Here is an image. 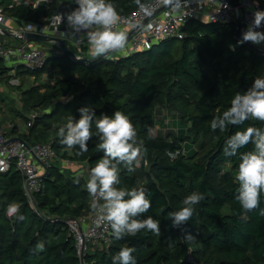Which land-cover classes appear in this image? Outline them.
Wrapping results in <instances>:
<instances>
[{
  "label": "trees",
  "instance_id": "trees-1",
  "mask_svg": "<svg viewBox=\"0 0 264 264\" xmlns=\"http://www.w3.org/2000/svg\"><path fill=\"white\" fill-rule=\"evenodd\" d=\"M148 1L116 0V4L120 14H127ZM76 6L69 0H53L49 9L39 10L24 1L6 11L26 21L45 16L43 22L49 23L58 12L65 14ZM183 30L182 39L162 40L149 50L115 60L102 57L86 63L69 52L52 54L37 74L50 66L59 75L56 80L31 83L22 90V111L18 108L16 115L24 117L26 129L20 137L30 144L52 142L59 161L70 160L73 165L65 169L54 164L44 175L43 187L35 195L38 212L24 194L21 173L14 166L0 173V264H81L66 220L92 211L85 185L88 171L103 152L94 136L88 151L79 154V146L60 143L58 129L70 115L78 119V109L89 104L97 115L123 109L131 117L144 147L134 171L122 167L120 186L142 185L150 192L152 207L143 215L161 220V234L142 230L120 240L111 235L109 244L90 243L85 264H112V257L125 246L137 248L138 264H264V195L257 208L242 210L235 199L239 159L223 154L230 135L250 125L264 126V121L249 119L223 132L210 127L236 92L247 90L264 75V55L238 43L234 23L192 19ZM9 70L0 58L1 83L10 81ZM159 107L178 114L176 132H153ZM17 131L15 124L7 133ZM187 141L196 147L190 155ZM253 147L249 143L240 151ZM170 151L179 155L169 157ZM76 166L79 169L74 170ZM81 171L77 183L74 178ZM192 191L204 192L206 199L190 221L173 227L167 212ZM9 204L19 205L11 218ZM186 232L196 239L186 242Z\"/></svg>",
  "mask_w": 264,
  "mask_h": 264
},
{
  "label": "clouds",
  "instance_id": "clouds-1",
  "mask_svg": "<svg viewBox=\"0 0 264 264\" xmlns=\"http://www.w3.org/2000/svg\"><path fill=\"white\" fill-rule=\"evenodd\" d=\"M47 0H39L46 3ZM173 11H182L186 0H166ZM259 4V0H254ZM77 6L65 14H58V19H66L73 34L84 31L87 47L93 57L107 56L113 51H122L127 46L128 33L121 26L120 11L116 0H69ZM140 3V0H137ZM36 5V6H37ZM143 7V5H141ZM33 27V26H28ZM264 9L257 8L253 19L238 41L243 44L251 41L260 45L264 43ZM86 30V31H85ZM64 35H67L64 33ZM80 116L70 115L58 129L60 143L72 148L79 146V154L88 151V143L97 137L96 147L102 150V157L88 171L86 190L92 197L90 207L96 212L97 224L107 223L113 239L120 240L125 236H136L142 230L154 235L161 234L158 217L144 216L152 207V197L144 186H120L122 167L134 171L143 151V141L138 139L137 129L131 117L123 110L117 109L113 114L97 115L93 105L81 106ZM264 121V75L257 76L253 84L236 92L230 106L217 113L211 120L212 130L223 132L229 125H242L246 120ZM251 143V150L240 149ZM223 154L226 157H238V181L235 199L245 212L257 208L264 195V126L250 125L240 128L230 135L224 143ZM178 152H168L175 158ZM83 171L74 178L79 183ZM205 193L192 191L181 201V205L167 212L173 227H182L197 212V206L205 200ZM9 214L18 213L19 205L9 204ZM23 218L22 216L20 217ZM186 242H192L196 236L186 232ZM43 245H38L42 248ZM135 246L122 247L112 257V264H138Z\"/></svg>",
  "mask_w": 264,
  "mask_h": 264
},
{
  "label": "built area",
  "instance_id": "built-area-1",
  "mask_svg": "<svg viewBox=\"0 0 264 264\" xmlns=\"http://www.w3.org/2000/svg\"><path fill=\"white\" fill-rule=\"evenodd\" d=\"M24 1L30 2L34 9L39 10L49 9L53 2V0H47L46 3L37 5L39 0H13L12 5L9 6L4 0H0V58L5 64L16 61L28 69L36 71L45 67L48 57L51 55L45 49L20 39L26 32L56 36L64 42L66 39L72 38L74 48L71 50L76 54L73 56L74 59L80 61L81 58L88 57L84 55L82 49L85 38L84 41L80 40L84 36V31L73 34L71 28H66V19H62L60 22L57 18L58 14H64L63 11L58 12L49 23L43 22L46 19L45 16H42L41 21H26L7 13L8 8L18 6ZM234 1L236 5H232L230 0H186L182 11L176 12L171 9L166 0H150L143 7L140 6L127 14H120V24L128 33L127 46L123 52L113 51L106 57L115 60L149 50L162 40L182 39L185 37L183 29L186 23L192 19L203 21L202 17L206 18L204 22L207 23H234L236 25L238 17L241 16L243 20L242 32H244L253 19L254 11L258 7L264 9V4L261 1L256 4L254 0ZM11 21L20 22L18 23L20 28H12ZM10 35L19 38L22 42H11ZM236 39L239 41L237 36ZM251 43L259 48L261 50L259 52L264 55V43L260 45ZM59 44L61 45V43ZM62 51L63 49L58 53H62ZM11 138L13 137L7 133L0 121V173L9 172L13 166L21 173L24 194L34 211L38 212L35 195L43 187V177L53 167V161L58 158V153L52 142L30 144L26 140L11 141ZM64 161L69 166L73 165L70 160ZM15 214H9L7 210L8 217L11 218ZM95 217L96 212L92 210L88 215L66 220L69 231L74 237L81 264H85V253L90 243L109 244L111 242L110 226L106 222L97 224ZM190 258L192 259V257Z\"/></svg>",
  "mask_w": 264,
  "mask_h": 264
},
{
  "label": "rangeland",
  "instance_id": "rangeland-1",
  "mask_svg": "<svg viewBox=\"0 0 264 264\" xmlns=\"http://www.w3.org/2000/svg\"><path fill=\"white\" fill-rule=\"evenodd\" d=\"M4 1L7 2L9 6H11L13 3V0ZM202 20L204 21L206 20V18L202 17ZM51 42L53 43L54 41H43L42 43L48 44ZM21 64L22 63L16 61L6 63L7 67L10 68L9 75L11 74L13 76L8 82H0V121L3 122V125L7 127L8 130H10V128H8L9 124H12L13 122L18 125L19 128H22V130L26 129L24 117L22 115H16V111L18 108H20L22 111V90L26 89L31 83H39L41 81L43 82L46 81L47 78H49L50 66H48L42 73L37 74L36 70H30L26 66ZM18 67L21 70V72L19 73H17ZM155 119L156 124L152 129L155 133L166 134L167 132H176L177 127L180 126L177 122L179 116L173 110L167 111L165 108L159 107L156 111ZM8 121L10 122L9 124ZM187 143L188 144L186 152L190 155L195 151L196 147L195 144L190 141H187ZM59 160L60 158L55 159L53 161V164L61 163L62 165L63 159H61V162H59ZM62 166H64L65 169L69 168V165L67 163L63 164ZM96 244L98 246H101L99 243Z\"/></svg>",
  "mask_w": 264,
  "mask_h": 264
},
{
  "label": "crops",
  "instance_id": "crops-1",
  "mask_svg": "<svg viewBox=\"0 0 264 264\" xmlns=\"http://www.w3.org/2000/svg\"><path fill=\"white\" fill-rule=\"evenodd\" d=\"M46 18V17H45ZM18 23H20V22H16V21H11L10 22V26L12 27V28H14V29H18V28H20L18 25ZM66 28H69L70 29V27L68 26V24L65 26ZM72 31V30H71ZM71 34V33H70ZM9 40L11 41V42H13V43H20V42H22V40H20L19 38H17V37H13V36H9ZM32 43V45H34V46H37V47H40V48H42V49H45L47 52H48V54L49 55H52V54H57L60 50H62V47H61V45L58 43V42H51V43H48V44H44V43H42V42H31ZM65 44L70 48V49H73L74 48V44H73V42H72V38H68V39H66V41H65ZM82 49H83V52L85 53L84 55H87L88 57H93L92 56V54H91V52L89 51V49H88V47H87V41H86V37H85V42H84V44H83V46H82ZM125 50V49H124ZM124 50H122V51H119V52H123ZM59 75H58V73L54 70V69H50L49 70V78H47L46 79V81H55L56 80V78L58 77ZM45 82V81H44ZM14 120V119H13ZM2 124H3V122H1ZM10 122L8 121V124H9ZM7 124V123H6ZM15 125V123L13 122L12 124H9V127L8 128H12L13 126ZM4 126V125H3ZM5 127V126H4ZM5 129L7 130V132H9L10 130H8L7 129V127H5ZM22 131H24V130H22V128H19V131H17V132H13L10 136H12V137H20V133L22 132ZM59 162H61V161H59ZM63 164H65V161H63V163H62V165ZM61 165V164H60ZM61 165V166H62ZM77 169H79V166H76V167H74V170H77Z\"/></svg>",
  "mask_w": 264,
  "mask_h": 264
},
{
  "label": "water",
  "instance_id": "water-1",
  "mask_svg": "<svg viewBox=\"0 0 264 264\" xmlns=\"http://www.w3.org/2000/svg\"><path fill=\"white\" fill-rule=\"evenodd\" d=\"M230 3L232 5H236V2L234 0H230ZM242 27H243V20H242V17L239 16L237 19V23H236V36L239 40L242 38V35H243ZM20 39L26 40L28 42H34V41L35 42H43V41L59 42V43H61V47H62L63 51L71 53L72 56L76 55L74 53V51L71 50L61 38L56 37V36H48V35L39 34V33H35V32H26V33H23V35H22V37H20ZM244 43L247 44L248 46H250L251 48L255 49L256 51L261 52V50L259 48H257L256 46H254L250 41H246ZM102 57H105V56H102ZM102 57H83L80 59V61L86 62V63H94ZM16 139L17 140H24V138H22V137H13V138H11V141L16 140ZM83 259H84V257H83Z\"/></svg>",
  "mask_w": 264,
  "mask_h": 264
}]
</instances>
